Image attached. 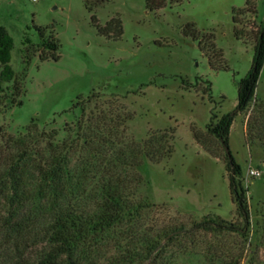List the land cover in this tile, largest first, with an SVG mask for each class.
<instances>
[{"label":"rangeland","instance_id":"1","mask_svg":"<svg viewBox=\"0 0 264 264\" xmlns=\"http://www.w3.org/2000/svg\"><path fill=\"white\" fill-rule=\"evenodd\" d=\"M84 1L93 2L0 0V26L11 39L8 65L22 91L12 97V81L3 83L0 126L15 136L34 119L44 130H58L60 139L64 136L63 124L73 122L79 114L78 105L69 110L76 97L98 93L100 97L91 99L87 109L94 104L103 107V99L116 98L130 113L126 134L134 140L145 138L149 131L174 130L169 157L157 163L142 159L138 167L142 183L137 195L155 206H166L170 216L178 212L184 220L199 221L206 214L231 219L234 204L223 165L193 140L191 127L205 133L211 108L219 115L235 108V81L248 70L252 47L233 36L230 8L242 7L244 0H183L177 5L166 2L154 11L145 9L144 0H104L92 12L85 9ZM252 1L254 15L240 17L244 32H248L251 22L260 25L264 21V0ZM91 13L100 25L118 14L120 37L109 39L98 34L90 22ZM187 21H192L201 34H212L226 70H212L197 42L181 33ZM33 25L52 28L58 40V59H38L35 47L39 37ZM25 51L29 54L27 64ZM205 80L210 83L212 102L208 101ZM254 97L264 100V62ZM17 100L21 103L16 105ZM246 114L248 111L238 112L233 117L227 142L242 172L253 230L250 247L242 252L237 264H248L250 260L264 264V249L256 245L254 234L256 222L264 216V144L245 142ZM248 168L257 174H247ZM162 213L167 215L166 211ZM7 231L6 227L0 230V264H41L42 257H37L40 245L28 241L19 245ZM210 240L225 245L230 242L227 253L237 252L238 245L231 244V237L221 242ZM176 246L170 245L167 251L174 252ZM206 252L201 242L174 255L173 264H226L229 259L225 253L218 257L217 252Z\"/></svg>","mask_w":264,"mask_h":264},{"label":"trees","instance_id":"2","mask_svg":"<svg viewBox=\"0 0 264 264\" xmlns=\"http://www.w3.org/2000/svg\"><path fill=\"white\" fill-rule=\"evenodd\" d=\"M92 1L83 3L88 12L104 0ZM182 1L144 0V7L154 11L166 2L177 5ZM246 13L254 15L252 0H244L242 7L230 8L233 36L252 47L249 68L235 81V108L220 115L211 108L205 133L191 127L193 140L223 165L234 204L231 219L206 214L199 221L184 220L178 212L170 216L166 206H155L137 195L142 183L138 173L142 159L157 163L169 157L174 130L149 131L145 138L136 141L126 134L130 113L124 105L116 98H106L103 107L94 104L87 109L91 99L100 97L92 92L85 98L76 97L71 103L69 110L78 105L79 114L73 122L63 124L64 136L60 139L58 130H44L34 119L15 136L0 126V230L8 228L7 232L19 245L26 241L40 245L42 250L37 257H42L41 264H76L79 260L95 264H173L174 255L201 242L207 254L217 252L221 257L225 253L229 257L226 264H237L242 252L250 247L253 230L242 172L227 145L236 113L248 111L243 130L245 142L264 144V100L254 97L264 62V21L260 25L251 22L248 32H244L240 17ZM90 22L105 38L117 39L121 35L118 14L100 25L91 13ZM33 28L39 37L35 47L38 59H58V40L52 28L36 25ZM181 33L197 42L212 70L227 69L211 33L201 34L192 21L184 23ZM10 48L11 39L0 26V91L3 83L12 81L11 95L18 97L22 91L8 65ZM28 55L25 51L26 64ZM205 84L208 101L212 102L210 83L205 80ZM20 103L16 101V105ZM254 234L256 245L264 249L263 215L255 224ZM230 237L231 244L238 245L234 255L226 251L230 242L225 245L210 240L221 242ZM174 243L177 244L174 252L167 251Z\"/></svg>","mask_w":264,"mask_h":264},{"label":"built area","instance_id":"3","mask_svg":"<svg viewBox=\"0 0 264 264\" xmlns=\"http://www.w3.org/2000/svg\"><path fill=\"white\" fill-rule=\"evenodd\" d=\"M247 174H250V175H255V174H257V171L256 170H253V169H250V168H248V170H247Z\"/></svg>","mask_w":264,"mask_h":264}]
</instances>
